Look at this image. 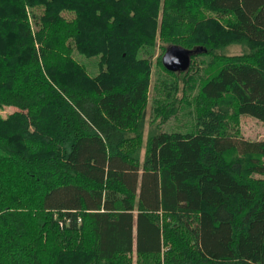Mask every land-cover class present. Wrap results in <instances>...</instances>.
<instances>
[{
    "label": "trees",
    "instance_id": "16d2710c",
    "mask_svg": "<svg viewBox=\"0 0 264 264\" xmlns=\"http://www.w3.org/2000/svg\"><path fill=\"white\" fill-rule=\"evenodd\" d=\"M158 40L167 75L172 45L246 52L163 85L160 118L199 82L194 124L144 142ZM3 107L0 264H264V140L238 125L264 132V0H0Z\"/></svg>",
    "mask_w": 264,
    "mask_h": 264
},
{
    "label": "rangeland",
    "instance_id": "374dc122",
    "mask_svg": "<svg viewBox=\"0 0 264 264\" xmlns=\"http://www.w3.org/2000/svg\"><path fill=\"white\" fill-rule=\"evenodd\" d=\"M26 10L27 13L28 9ZM160 43L161 42L159 40L156 41V47L154 49L152 57H150L151 69L148 83V97L146 100V104L144 105V114L141 122V129L139 130L144 142L146 141L149 132H157V130L166 132L190 130L195 120L194 99L195 95L197 94L199 84V82H196L197 80L190 81V85L193 87L192 90L190 91L189 95H187L186 97L184 96V98L180 100V102L182 101L181 103L184 106L183 108L179 109L174 115H167L162 118L156 116V113L154 111V107H156L155 102L157 100L161 101V97H164V95L166 94L163 90V85L165 88H167V86L168 88L176 87V99H179L183 96L182 88L184 87L182 76L183 72H176L167 75L168 73L162 71V67L157 63L158 56L161 52ZM165 45L167 44L165 43L164 46ZM244 52H246L244 44L238 43L225 45L221 50H215L213 52H210L206 56L194 55L195 57L190 59V65L187 71L192 65V67H194L193 70H199V74L203 77L205 75L203 73L204 68H208V64L216 59V55L221 54L223 56L231 57L241 55ZM74 58L77 59L86 68L88 74H96L98 56L86 57L84 55L76 54ZM164 102H168V100L165 98ZM12 111H14V109L11 107H3L2 109H0V116L6 117ZM238 125L242 138L247 140H264L263 128L258 120L248 116H239ZM134 259L135 254L132 255V261Z\"/></svg>",
    "mask_w": 264,
    "mask_h": 264
},
{
    "label": "water",
    "instance_id": "95a60500",
    "mask_svg": "<svg viewBox=\"0 0 264 264\" xmlns=\"http://www.w3.org/2000/svg\"><path fill=\"white\" fill-rule=\"evenodd\" d=\"M192 51L172 45L166 48L161 57L163 67L169 72H184L190 65Z\"/></svg>",
    "mask_w": 264,
    "mask_h": 264
}]
</instances>
